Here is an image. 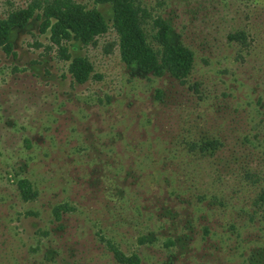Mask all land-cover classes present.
<instances>
[{
	"label": "rangeland",
	"instance_id": "rangeland-1",
	"mask_svg": "<svg viewBox=\"0 0 264 264\" xmlns=\"http://www.w3.org/2000/svg\"><path fill=\"white\" fill-rule=\"evenodd\" d=\"M33 1L0 0V19ZM136 1L194 51L186 79L128 66L113 28L63 44L92 63L84 83L39 18L0 46V264H123L113 247L247 264L264 248V0Z\"/></svg>",
	"mask_w": 264,
	"mask_h": 264
},
{
	"label": "trees",
	"instance_id": "trees-1",
	"mask_svg": "<svg viewBox=\"0 0 264 264\" xmlns=\"http://www.w3.org/2000/svg\"><path fill=\"white\" fill-rule=\"evenodd\" d=\"M94 1L109 5V18L98 7H88L77 0H34L28 7L12 11L6 18L0 19V46L7 54L14 53L12 30L27 26L34 17L39 18L42 20V31L49 32L52 42L61 45L62 55L69 61V72L73 78L84 83L94 70L92 63L85 56L72 55L63 44L77 42L89 45L95 42L97 36L113 28L118 35L122 60L138 72L159 77L169 73L179 80L191 74L195 62L194 51L175 40L173 26L168 20L161 16L152 17L136 0ZM150 17L154 23L153 29L156 28L151 34L146 29ZM228 38L242 43L247 40L244 30L230 33ZM218 143V140H210L205 145L213 149ZM18 185L24 199L36 196L28 178H21ZM260 198L264 200V192ZM113 251L120 263L140 264L141 258L136 253L126 255L115 247ZM246 261L247 264H264V248L257 253L251 251Z\"/></svg>",
	"mask_w": 264,
	"mask_h": 264
}]
</instances>
